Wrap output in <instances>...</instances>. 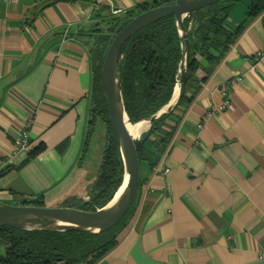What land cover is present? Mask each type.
I'll use <instances>...</instances> for the list:
<instances>
[{
  "label": "crops",
  "instance_id": "crops-1",
  "mask_svg": "<svg viewBox=\"0 0 264 264\" xmlns=\"http://www.w3.org/2000/svg\"><path fill=\"white\" fill-rule=\"evenodd\" d=\"M153 1L0 0V205L40 198L45 208L82 210L89 201L104 156L90 180L77 178L101 149L109 154L110 139L91 112L97 52L127 12ZM248 5L237 2L227 20ZM172 126L165 121L157 135ZM24 131L29 149L16 152ZM153 140L142 150L158 165L143 160L119 245L97 264H264V12L198 91L170 149L156 155Z\"/></svg>",
  "mask_w": 264,
  "mask_h": 264
},
{
  "label": "trees",
  "instance_id": "trees-1",
  "mask_svg": "<svg viewBox=\"0 0 264 264\" xmlns=\"http://www.w3.org/2000/svg\"><path fill=\"white\" fill-rule=\"evenodd\" d=\"M171 1L174 0L153 1L149 6L137 8V10L140 13ZM239 1L241 0L222 1L191 13L183 20L190 47L185 94L177 108L169 116L160 120L153 129L155 140H153L152 147L155 144L156 155H163L165 150L170 149L182 118L198 91L231 52L241 35L264 12V0H248L249 5L242 22L231 30L226 25L227 16ZM136 14L127 12L124 19ZM117 25V23L114 24L113 28ZM108 38L109 36L104 42L103 51L97 52V60H100V63L96 70L95 98L91 112L94 120H103L105 124L110 138L109 154L104 156V162L99 166L100 173L97 175L95 184L87 193L89 201L82 207V210L90 212L99 210L108 204L120 185L122 175L120 155L108 121L105 99L99 82L102 55ZM181 53V41L172 17L164 18L141 30L123 46L119 59V75L123 106L131 123L151 117L168 103L177 84ZM196 56L202 59L204 66L195 59ZM197 70L202 71V80L196 77ZM191 85L195 88L192 96L187 98L186 92ZM180 106H183V110L176 112ZM167 120L173 126L168 127L165 137H159L157 130ZM156 139L157 143H155ZM43 149L44 146L39 145L30 152V157L40 153ZM138 158L140 167L143 160L153 168L158 165L154 154L145 148L138 153ZM30 204L26 206L43 207L40 198L31 200ZM70 206L72 203L67 202V207ZM126 218L127 215L114 228L96 236L76 232L20 231L0 227V264H97L119 245L118 232L123 227Z\"/></svg>",
  "mask_w": 264,
  "mask_h": 264
},
{
  "label": "water",
  "instance_id": "water-1",
  "mask_svg": "<svg viewBox=\"0 0 264 264\" xmlns=\"http://www.w3.org/2000/svg\"><path fill=\"white\" fill-rule=\"evenodd\" d=\"M225 0H174L124 19L109 35L100 66V85L105 99L108 121L121 160V182L112 199L103 208L90 212L74 208H45L26 205H0V227L20 231H39L86 235H101L119 224L130 210L140 180L138 153L153 135L155 125L169 116L178 106L185 92L190 47L183 20L191 13ZM172 17L182 53L178 64V83L168 103L151 117L131 123L123 106L119 59L123 46L141 30ZM146 122L144 133L138 134L133 126Z\"/></svg>",
  "mask_w": 264,
  "mask_h": 264
},
{
  "label": "built area",
  "instance_id": "built-area-1",
  "mask_svg": "<svg viewBox=\"0 0 264 264\" xmlns=\"http://www.w3.org/2000/svg\"><path fill=\"white\" fill-rule=\"evenodd\" d=\"M5 2H13L14 0H3ZM88 3H91L93 5H99L102 2L108 1V0H82ZM237 82L240 81V79L236 80ZM177 83H178V79H177ZM177 85V84H176ZM176 87V86H175ZM219 95L224 98L223 103L221 104V106L218 108V110H225L228 107V100H227V95L226 92L224 90H220ZM198 128H200V126H198ZM28 133L26 131L22 132L18 138L15 141V151L19 152V151H24L29 149V142H28ZM230 238V237H229Z\"/></svg>",
  "mask_w": 264,
  "mask_h": 264
},
{
  "label": "rangeland",
  "instance_id": "rangeland-1",
  "mask_svg": "<svg viewBox=\"0 0 264 264\" xmlns=\"http://www.w3.org/2000/svg\"><path fill=\"white\" fill-rule=\"evenodd\" d=\"M247 12V9H246V7H242V8H239V7H235L234 8V10H233V12H232V14H230V16H229V18H228V23H230V21L233 19V17L235 16V15H237V14H241L242 13V15L244 16L245 15V13ZM98 140H100V139H102L101 137H98L97 138ZM90 145L91 146H93L94 144H93V141H92V139L90 140ZM105 155H108V154H104L103 155V149H101V154L100 155H97L95 158H94V160H91L90 161V163L87 165V169L85 170V173L82 175V176H80V177H78L77 179H80V180H90V175H92V172L94 171V169L97 167V164L101 161V159H102V157L103 156H105ZM75 179V178H74ZM93 180V179H92ZM82 184H83V182H81ZM132 207V206H131ZM130 210H131V208H130ZM130 210L127 212V214L126 215H128L129 214V212H130ZM125 215V216H126ZM124 216V217H125ZM115 227V226H114ZM113 227V228H114Z\"/></svg>",
  "mask_w": 264,
  "mask_h": 264
},
{
  "label": "bare ground",
  "instance_id": "bare-ground-1",
  "mask_svg": "<svg viewBox=\"0 0 264 264\" xmlns=\"http://www.w3.org/2000/svg\"><path fill=\"white\" fill-rule=\"evenodd\" d=\"M147 123L146 122H142V123H138V124H135L133 126L134 130L138 133V134H141V133H144L146 130H147Z\"/></svg>",
  "mask_w": 264,
  "mask_h": 264
},
{
  "label": "flooded vegetation",
  "instance_id": "flooded-vegetation-1",
  "mask_svg": "<svg viewBox=\"0 0 264 264\" xmlns=\"http://www.w3.org/2000/svg\"><path fill=\"white\" fill-rule=\"evenodd\" d=\"M108 147H109V145H108ZM106 156V155H105Z\"/></svg>",
  "mask_w": 264,
  "mask_h": 264
}]
</instances>
